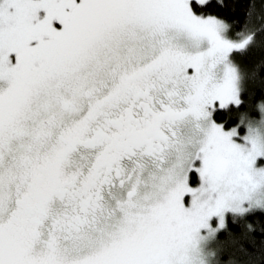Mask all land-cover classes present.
I'll return each instance as SVG.
<instances>
[{
	"label": "snow or ice",
	"instance_id": "1",
	"mask_svg": "<svg viewBox=\"0 0 264 264\" xmlns=\"http://www.w3.org/2000/svg\"><path fill=\"white\" fill-rule=\"evenodd\" d=\"M0 264H264V0H0Z\"/></svg>",
	"mask_w": 264,
	"mask_h": 264
},
{
	"label": "trees",
	"instance_id": "2",
	"mask_svg": "<svg viewBox=\"0 0 264 264\" xmlns=\"http://www.w3.org/2000/svg\"><path fill=\"white\" fill-rule=\"evenodd\" d=\"M240 11H238L237 13H232L229 9H213L212 11H216L218 12L220 15L228 18L229 20L234 19V18H240L241 20L243 19V15H242V10L244 8V5H240L239 6ZM259 56V52H253L247 59L248 60H252L255 59ZM257 235V254L259 255L260 252V240H259V233L256 234Z\"/></svg>",
	"mask_w": 264,
	"mask_h": 264
}]
</instances>
